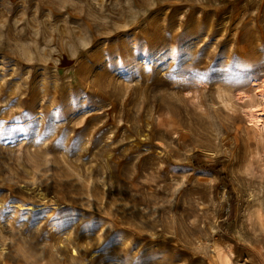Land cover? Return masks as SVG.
I'll return each mask as SVG.
<instances>
[{
    "label": "rangeland",
    "instance_id": "374dc122",
    "mask_svg": "<svg viewBox=\"0 0 264 264\" xmlns=\"http://www.w3.org/2000/svg\"><path fill=\"white\" fill-rule=\"evenodd\" d=\"M263 81L264 0H0V264H264Z\"/></svg>",
    "mask_w": 264,
    "mask_h": 264
},
{
    "label": "bare ground",
    "instance_id": "6f19581e",
    "mask_svg": "<svg viewBox=\"0 0 264 264\" xmlns=\"http://www.w3.org/2000/svg\"><path fill=\"white\" fill-rule=\"evenodd\" d=\"M257 88L260 90V91H258V89H257L258 94L262 96L263 101H261V103L258 104L257 106L253 107L251 109V111H252L251 113H252V118H253L255 125L258 126L259 129L264 131V81L259 83L257 85ZM41 196H44V194L43 195L41 194ZM26 207L31 208L29 206H26ZM24 208H25V206H24Z\"/></svg>",
    "mask_w": 264,
    "mask_h": 264
}]
</instances>
